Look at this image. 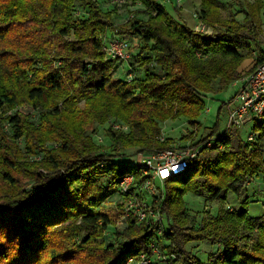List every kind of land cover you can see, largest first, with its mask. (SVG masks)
Wrapping results in <instances>:
<instances>
[{"label":"trees","instance_id":"1","mask_svg":"<svg viewBox=\"0 0 264 264\" xmlns=\"http://www.w3.org/2000/svg\"><path fill=\"white\" fill-rule=\"evenodd\" d=\"M134 3L144 10L118 26L116 12L99 0H0V264H126L151 255L153 242L166 264H203L188 249L195 243L224 248L208 264H264V215L251 217L249 198L243 199L248 181L264 177V121L254 127L255 143L244 142L229 121L223 134L218 122L198 140L197 122L216 84L222 92L264 61V0L238 3L243 21L224 19L216 0H203L199 12L214 29L211 36L192 30L176 6ZM80 9L85 14L77 17ZM143 14L147 19L138 18ZM109 32L138 40L144 80L112 78L120 62L103 52ZM247 60L254 67L243 70ZM23 105L26 111L12 113ZM36 113L39 125L29 122ZM110 118L131 128L128 135L106 131L114 154L86 135ZM181 118L190 123L182 139L191 147L214 144L201 149L185 174L164 183L153 205L166 218L164 234L157 236L154 221L129 217L109 235L123 202L112 213L97 209L116 196L123 178L146 179L139 165H125L122 157L130 150L141 158L171 149L173 140L160 139L161 123ZM51 142L59 147L47 146ZM229 192L241 201L240 210L225 209ZM189 193L218 202L219 211L200 220L190 216ZM107 237L117 244H106Z\"/></svg>","mask_w":264,"mask_h":264},{"label":"rangeland","instance_id":"2","mask_svg":"<svg viewBox=\"0 0 264 264\" xmlns=\"http://www.w3.org/2000/svg\"><path fill=\"white\" fill-rule=\"evenodd\" d=\"M217 3L219 4L221 8V15L224 19H231V18H236L239 21H243L244 15L240 12V7L238 3H243L246 1L253 2L254 0H216ZM159 3H163V5L166 4V0H158ZM110 8L107 7V10L110 11H115L116 16H115V22L116 24L122 25L125 24L129 19L133 20L134 17L138 15V12L143 11L139 6L135 7L136 5L134 4V0H130V2L124 6V7H115L109 0L105 2ZM168 10H172V7L170 4L165 5ZM81 9L78 10L76 13L77 17H82L84 16L85 13H81ZM80 12V13H79ZM173 15L177 17V14L173 12ZM182 16V15H181ZM144 17V18H143ZM183 17V16H182ZM138 18L140 19H147V15L143 14L140 15ZM206 25V24H205ZM207 28H209V35L211 36L214 33V29L208 25H206ZM264 29V27H263ZM109 35L113 34L112 32L108 33ZM120 35V33H116ZM123 39H126L129 44H130V53L132 54V62L129 65H132L135 69V75L133 78L136 80H144L145 79V68L141 65L140 59L137 57L139 53V43L137 39H127V37L121 36ZM258 52H256V55ZM57 66H60V63L56 64ZM119 65L116 67V69L113 72L112 78L114 80H124L127 79V70H128V65L124 64ZM42 66L41 64H38L35 68L40 69ZM152 66V68H154ZM254 67V62L252 60H247L245 64L243 65V70L247 69H252ZM119 69V72L118 70ZM117 72V75L115 74ZM125 75V76H123ZM32 75L29 74V77ZM241 83L240 81H237L229 86H227L222 92H217L218 91V84L215 85L216 91L215 93L208 94L207 95V100L205 102V109L202 112L200 118L197 120L201 124V130L198 132V140H200L202 137L207 136L209 133V130L214 128V126L219 122V134H223L226 131L228 121H229V113L232 109L235 107V102L234 99L240 89ZM85 100L80 101V108H84ZM58 106L62 109L65 108L64 101H58ZM222 106H225V109L222 111L220 114V109ZM206 109H209V113H206ZM27 107L22 106L17 109H15L12 113H21L23 111H26ZM0 113V120H2ZM41 120L40 114L36 113L32 115L29 118V122L39 125ZM120 124V125H125L123 122L119 121L116 118H110L109 121L104 125V126H99L96 125L94 127V130H90L86 135L92 137L93 141L97 145H102L105 148V152L107 154H114V147L111 145V142L109 138L106 135V131L108 129H113L112 124ZM127 126V125H126ZM128 129L125 131L121 130H116L122 135H128L130 133L131 128L127 126ZM252 126L250 127H243L240 129V136L241 139L244 142H247L249 135L252 132ZM4 130L5 132L9 135H13V131L11 130L10 126L5 123L4 124ZM192 131L190 127V123L186 119H178L176 121H168L165 123H161V135L160 139L161 140H166V139H171L174 141V144L172 145L171 148H193L191 147L194 143L191 142L190 140H183L182 138H185L190 134ZM20 145V149L24 151V146L25 142L23 140L18 141ZM211 144H214V141H210ZM262 144L264 145V139L262 141ZM47 146L53 147V148H58L59 145H57L54 142L48 143ZM135 150H130L127 151L125 154L126 157H122V161L124 162L125 165H130V164H142L143 157L146 156H141L138 157L135 154ZM123 154V152H122ZM42 155H38L36 159L41 158ZM138 158H140L138 160ZM117 161H121V159H117ZM30 182L27 183L29 186ZM157 187H161V183L157 182ZM31 186V184H30ZM245 197L249 198V213L250 216L253 218H259L264 215V177L259 176L257 179L254 180H249L248 181V186L246 188V192L243 196V199ZM185 201L187 205V210L192 217H197L198 220H200L203 217L204 212H209L211 214H216L219 211V204L218 202H210L206 200L204 197H200L197 195H194L192 193H189L188 195L185 196ZM120 201H118V196H113L111 197L106 203L102 204L99 206L97 209L98 212L100 213H112L115 210H117V205L119 204ZM225 209L226 210H231L232 212L238 211L241 209V201L238 199V197L232 193L229 192L227 196V200L225 201ZM123 228V227H122ZM122 228H117L115 226H110L107 230V233L109 235H113L116 230H122ZM101 242V240H99ZM106 244H117L118 241L109 239L107 237V240L105 241ZM189 250H191L197 258L203 263V264H208L212 256H217L219 253H222L224 251V248L220 245H209L206 243H200V244H191L188 247Z\"/></svg>","mask_w":264,"mask_h":264},{"label":"built area","instance_id":"3","mask_svg":"<svg viewBox=\"0 0 264 264\" xmlns=\"http://www.w3.org/2000/svg\"><path fill=\"white\" fill-rule=\"evenodd\" d=\"M118 7L126 6L130 0H109ZM182 0H177L180 3ZM78 13V12H77ZM80 13V12H79ZM194 17L199 21L197 32L209 35V28L202 22L201 13L196 11ZM129 21V20H128ZM103 52L111 59H118L120 65L128 64L132 60L130 44L118 34L106 35L103 41ZM127 81L133 80V75L127 70ZM241 86L234 99L235 107L229 113L230 126L243 127L252 126V132L248 142L255 143L257 133L254 127L264 121V61L253 73L240 80ZM206 109V113H209ZM114 130L125 131L126 126L112 124ZM208 142L205 146L210 147ZM203 146V147H205ZM194 148H171L164 152H155L143 157L140 183L136 182L133 175L123 178L118 187V201L123 202V213L116 224L117 228L125 226L129 217H134L139 223L157 224V236H162L166 230V218L159 212L153 210V205L162 196L164 183L175 176L186 173L189 162L194 159L201 149ZM157 182L161 187H157ZM151 255L141 254L137 259H129L126 264H166L168 257L158 247L156 242L150 245Z\"/></svg>","mask_w":264,"mask_h":264},{"label":"crops","instance_id":"4","mask_svg":"<svg viewBox=\"0 0 264 264\" xmlns=\"http://www.w3.org/2000/svg\"><path fill=\"white\" fill-rule=\"evenodd\" d=\"M103 3V7L107 10V7L110 8L107 4H105L106 0H99ZM166 4H170L172 8L175 6L178 7L181 10V15L187 22L188 26L196 31V28L199 25V21L194 17V13L196 11H199V8L202 4L203 0H182L180 3L177 2V0H166ZM135 7H140L144 10V7L140 3H134ZM165 4V5H166ZM128 22V21H127ZM125 65H123L124 67ZM119 72V69H117ZM117 75V72L115 73ZM125 76V75H123Z\"/></svg>","mask_w":264,"mask_h":264}]
</instances>
